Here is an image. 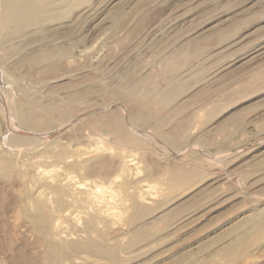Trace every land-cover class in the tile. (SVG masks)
Returning <instances> with one entry per match:
<instances>
[{
    "label": "rangeland",
    "instance_id": "374dc122",
    "mask_svg": "<svg viewBox=\"0 0 264 264\" xmlns=\"http://www.w3.org/2000/svg\"><path fill=\"white\" fill-rule=\"evenodd\" d=\"M3 1L0 264H264V0H43L10 30ZM66 173L118 192L121 219L58 212Z\"/></svg>",
    "mask_w": 264,
    "mask_h": 264
},
{
    "label": "bare ground",
    "instance_id": "6f19581e",
    "mask_svg": "<svg viewBox=\"0 0 264 264\" xmlns=\"http://www.w3.org/2000/svg\"><path fill=\"white\" fill-rule=\"evenodd\" d=\"M59 2V1H58ZM46 3L43 1V0H4L3 1V6H4V16H5V20H6V23H5V21H4V23L6 24V28L8 27V29H9V27H13L14 25H16L18 22H22V21H26V22H32L33 20L35 21V20H38V19H40L41 17L43 18V15L44 14H46V12H49L50 11V9H49V11H47V5H45ZM48 4V3H47ZM51 3H49L48 5H50ZM58 6V5H57ZM58 7H60V6H58ZM55 10H57V9H55ZM3 12V11H2ZM50 16H51V14H50ZM46 21V20H45ZM23 23L24 22H22V25H23ZM46 23V22H45ZM18 25V24H17ZM36 25V24H35ZM20 26V25H19ZM4 27V28H5ZM30 28V27H29ZM10 30V29H9ZM1 32V31H0ZM14 32V31H13ZM21 32V31H20ZM25 34V33H24ZM3 35V34H2ZM23 36V35H22ZM3 38V37H2ZM16 38H17V36H16ZM12 40V39H11ZM5 45V44H4ZM15 47V46H14ZM180 53V52H179ZM186 54V53H185ZM178 55V54H177ZM179 57V56H178ZM179 58H181V57H179ZM130 93H132V91L130 92ZM106 96V95H105ZM108 97V96H107ZM111 97H113V96H111ZM127 98V97H126ZM73 100V99H72ZM108 100H110V99H108ZM127 101V100H126ZM138 101V100H137ZM40 102V101H39ZM101 103V102H100ZM107 103H109V102H107ZM118 103V102H117ZM116 103V104H117ZM146 103V102H145ZM110 104V103H109ZM152 105V104H151ZM31 106V105H30ZM29 106V107H30ZM36 106V105H35ZM150 106V105H149ZM32 107V106H31ZM35 108V107H34ZM38 108V107H37ZM99 108V107H98ZM149 108V107H148ZM32 109V108H31ZM101 109V108H100ZM136 109V108H135ZM31 112V111H30ZM34 112V111H33ZM133 113V112H132ZM33 114V113H32ZM40 114V113H39ZM95 114V113H94ZM116 116H117V114H116ZM121 116V115H120ZM33 117H36V116H32V118ZM94 117V116H93ZM39 118V117H38ZM117 118V117H116ZM115 118V119H116ZM135 118L138 120V121H141V122H143L144 123V119H143V121H142V119L138 116V114H136L135 115ZM76 119V118H75ZM96 119V118H95ZM119 119V118H118ZM148 119V118H147ZM151 119H153L152 117H151ZM29 120H30V117H29ZM34 121H35V119H33ZM37 121H39L38 119H36ZM77 120H78V118H77ZM106 120V119H105ZM149 121H150V118L148 119ZM111 121H113V120H111ZM145 121H147V120H145ZM108 122V121H107ZM106 122V123H107ZM31 123H33V121H32V119H31ZM35 123V122H34ZM90 123V122H89ZM110 124H111V122H109ZM121 123V122H120ZM36 124V123H35ZM82 124V123H81ZM118 124V123H117ZM147 124V123H146ZM98 125V124H97ZM108 125V124H107ZM123 125V124H122ZM111 126V125H110ZM114 126V125H113ZM124 126V125H123ZM122 126V127H123ZM147 126H149V125H147ZM115 127V126H114ZM125 127V126H124ZM92 128V127H91ZM117 128V127H116ZM116 128H114L113 130H115V132L116 131H118V133H120L121 134V136L122 137H125L124 136V132H123V129L119 126L118 128L119 129H116ZM122 130H121V129ZM127 129V128H126ZM135 129V128H134ZM137 129V128H136ZM97 130V129H96ZM95 130V131H96ZM111 130V129H110ZM32 131V130H31ZM101 132V131H100ZM111 132H113V131H111ZM79 133V132H78ZM114 133V132H113ZM38 134V133H37ZM85 134V133H84ZM88 134V133H87ZM98 134V133H97ZM96 134V135H97ZM101 134V133H100ZM79 135V134H78ZM120 136V137H121ZM30 137V136H29ZM28 137V138H29ZM85 137V136H84ZM121 137V138H122ZM96 138H97V136H96ZM104 138V137H103ZM126 138V137H125ZM129 138V137H128ZM90 139H91V137H90ZM107 139V138H106ZM114 139V138H113ZM75 140V139H74ZM92 140V139H91ZM19 141V140H18ZM49 141V140H48ZM70 141V140H69ZM72 141V140H71ZM99 141V140H98ZM125 141V140H124ZM2 142V141H1ZM73 142V141H72ZM89 142V141H88ZM3 143V142H2ZM71 143V142H70ZM82 143V142H81ZM90 143V142H89ZM102 144V143H101ZM127 144V143H126ZM105 145V144H104ZM61 146V145H60ZM70 146H72V145H70ZM81 146H84V145H81ZM99 146V145H98ZM74 147V146H73ZM86 147V146H85ZM63 148V147H62ZM87 148V147H86ZM91 148V147H90ZM102 148V147H101ZM111 148H113V147H111ZM9 149V148H8ZM96 149V148H95ZM100 149V148H99ZM74 150V149H73ZM101 150V149H100ZM105 150V149H104ZM117 150V149H116ZM92 150H90L89 152H86L85 153V155H89V154H91V153H93V152H91ZM98 151V150H97ZM96 151V152H97ZM114 151V150H113ZM4 152V151H3ZM14 152V151H13ZM18 152V151H17ZM60 152V151H59ZM99 152V151H98ZM101 152V151H100ZM107 151H105V153H106ZM122 152H124V151H122ZM73 153V152H72ZM74 153H76L75 151H74ZM71 154V153H70ZM95 154V153H94ZM108 155V154H107ZM34 156H35V154H34ZM61 156V155H60ZM59 156V157H60ZM63 156V155H62ZM58 157V156H57ZM71 157V156H70ZM73 157V156H72ZM71 157V158H72ZM75 157V156H74ZM78 157V156H77ZM42 158V157H41ZM66 158V157H65ZM69 157H67V159H68ZM103 158V157H102ZM107 158V157H106ZM33 159H35V158H33ZM79 159V158H78ZM70 161H71V159H69ZM72 160H73V158H72ZM84 160V159H83ZM91 160V159H90ZM109 160V159H108ZM28 161V160H27ZM127 161V160H126ZM142 161V160H141ZM1 162V161H0ZM73 162V161H72ZM71 162V163H72ZM80 162V161H79ZM65 163V162H64ZM67 163V162H66ZM81 163V162H80ZM95 163H97V162H95ZM123 163V162H122ZM14 164V163H13ZM17 163H15V165H16ZM29 164V163H28ZM39 164V163H38ZM48 164V163H47ZM46 164V165H47ZM75 164V163H74ZM125 164V163H124ZM59 165V164H58ZM116 165V164H115ZM108 165H106V167H107ZM52 167V166H51ZM91 167V166H90ZM90 167H88V168H90ZM29 168V167H28ZM32 168V167H31ZM53 168V167H52ZM64 168V167H63ZM62 168V169H63ZM74 168V167H73ZM123 168V167H122ZM126 168V167H125ZM10 170V169H9ZM18 170V169H17ZM37 170V169H36ZM45 170H48V169H45ZM60 170V169H59ZM64 170V169H63ZM13 171V170H12ZM68 171V170H67ZM101 171V170H100ZM123 171V170H122ZM169 171V170H168ZM23 172V171H22ZM97 172V171H96ZM171 172V171H170ZM182 172V171H181ZM35 173V172H34ZM43 173H45L44 171H43ZM21 174V173H20ZM47 174H49V171H48V173ZM67 174V173H66ZM91 174V173H90ZM119 174H120V171H119ZM173 174V173H172ZM31 175V174H30ZM45 175V177L44 176H42L44 179H46V180H49V177H48V179L46 178V174H44ZM50 175V174H49ZM91 175H93V174H91ZM28 176V175H27ZM26 176V177H27ZM39 176V175H38ZM94 176V175H93ZM118 176V175H117ZM152 176V175H151ZM53 177V176H52ZM61 176H59V178H60ZM96 177V176H95ZM114 177H115V175H114ZM113 177V178H114ZM166 177V176H165ZM34 178V177H33ZM54 178V177H53ZM52 178V179H53ZM110 178V177H109ZM133 178V177H132ZM135 178V177H134ZM28 179V178H27ZM32 179V178H31ZM41 179V178H40ZM51 179V180H52ZM54 179H56V178H54ZM36 180H38V179H36ZM50 180V181H51ZM91 180V179H90ZM96 180V179H95ZM133 180V179H132ZM139 180V179H138ZM178 180H179V178H178ZM5 181V180H4ZM33 181V180H32ZM52 181H54V180H52ZM51 181V182H52ZM92 181V180H91ZM113 181V180H112ZM175 181V180H174ZM29 182H31V180L29 181ZM57 182V183H56ZM56 182L55 183H47L50 187H52L53 188V194H55L56 195V197L58 198L57 200H58V205H59V207L58 208H61L60 207V205H62V202H64L65 200H64V198H68V199H66V200H70V199H72L73 200V202H71V203H77V202H80V203H82V205L83 206H85L84 204L85 203H87V204H90V203H93L95 200L97 201V199H99V198H101V199H99V200H101L102 202H104V204L107 206V207H110V213L107 215V216H109V218H110V216H112V217H114V218H117V216H119V219H121L120 218V214H121V211L119 210V203L121 202V200H123V198H119L120 196H119V194H118V192H116L115 190V192L112 190L113 188L112 187H107V188H105V186L104 187H102V186H99L97 183L95 184V182L94 183H79V182H77L76 181V179L74 178V176H72V175H70L69 173L67 174V175H65L61 180H59V181H57L56 180ZM114 182V181H113ZM113 182H111L112 184H114ZM132 182V181H131ZM130 182V183H131ZM136 182V181H135ZM158 182V181H157ZM106 183V182H105ZM109 183V182H108ZM154 183H156V182H154ZM184 183V182H183ZM38 184V183H37ZM110 184V183H109ZM117 184V183H116ZM133 184V183H132ZM153 184V183H152ZM179 183H175L174 185V187H176L177 185H178ZM182 184V183H181ZM7 185H10V184H7ZM25 185V184H24ZM30 185V184H29ZM166 185V184H165ZM165 185L163 186V185H161V186H163V187H165ZM173 185V184H172ZM23 186V185H22ZM40 186V185H39ZM110 186H113V185H110ZM118 186H119V188H120V186L121 185H119L118 184ZM122 186H123V183H122ZM141 186V185H140ZM157 186H158V184H157ZM171 186V185H170ZM153 187V186H152ZM169 187V186H168ZM24 188V187H23ZM22 188V189H23ZM41 188H44V187H41ZM123 188V187H122ZM142 190H140V192L141 191H144V192H147L148 191V189H150L151 187L150 186H147V185H143L142 187ZM158 188V187H157ZM136 189V188H135ZM153 189V188H152ZM174 189V188H173ZM184 189V188H183ZM13 190V189H12ZM25 190V189H24ZM119 191H122L121 189H118ZM164 190V189H163ZM166 190V189H165ZM181 190V189H180ZM21 191V190H20ZM33 191V190H32ZM138 191H139V189H138ZM150 191V190H149ZM183 191H185V190H183ZM3 192V191H2ZM23 192V191H22ZM27 192V191H26ZM39 192V196L42 198V199H44V201L47 199V197L50 195L49 193L50 192H48V191H46V190H39L38 191ZM13 193V192H12ZM30 193V192H29ZM37 193V192H36ZM151 193V192H150ZM182 193V192H181ZM121 194V193H120ZM123 194V193H122ZM131 194H133V193H131ZM143 192L141 193V195H140V193H138V195H136L137 197L139 196L140 197V199L141 200H143L144 198H146V197H144L143 198ZM147 194V193H146ZM39 196H37L38 198H39ZM134 196V195H133ZM145 196V195H144ZM12 197V196H11ZM27 197V196H26ZM29 197V196H28ZM31 197V196H30ZM29 197V198H30ZM33 197V196H32ZM55 197V196H54ZM153 197V196H152ZM15 198H16V196H15ZM50 197H48V199H49ZM52 198V197H51ZM70 198V199H69ZM164 198V197H163ZM5 199V198H4ZM13 199V198H12ZM2 200V199H1ZM29 200V202H33V200H32V198H31V201H30V199H28ZM50 200V199H49ZM56 200V199H55ZM64 200V201H63ZM13 201H15V200H13ZM12 201V202H13ZM50 201H52V200H50ZM101 201H99V202H101ZM20 202H23V201H20ZM39 202H40V200H39ZM42 202V201H41ZM40 202V203H41ZM45 202H47V201H45ZM67 202V201H66ZM101 202V203H102ZM125 202V201H124ZM152 202V201H151ZM15 203V202H14ZM34 203V202H33ZM37 203V202H36ZM48 203V202H47ZM53 203H54V201H53ZM56 203V202H55ZM69 203V202H68ZM84 203V204H83ZM31 203H29V205H30ZM67 204V203H66ZM70 204V203H69ZM69 204H68V206H69ZM79 204V203H78ZM100 204V203H99ZM21 205V204H20ZM19 205V206H20ZM28 205V204H27ZM28 205V206H29ZM56 205V204H55ZM72 205H74V204H72ZM76 205V204H75ZM81 205V204H80ZM17 206V205H16ZM46 206V205H45ZM65 206V205H64ZM67 206V207H68ZM87 206V205H86ZM89 206H91V204L89 205ZM100 206H101V204H100ZM106 206H105V208H106ZM31 207V206H30ZM33 207V206H32ZM73 207V206H72ZM104 207V206H103ZM121 207V206H120ZM12 208V207H11ZM17 208H18V206H17ZM16 208V209H17ZM23 208V207H22ZM25 208V207H24ZM55 208V207H54ZM57 208V209H58ZM66 208V207H65ZM70 208V207H69ZM82 208V207H81ZM89 208V207H88ZM87 208V209H88ZM94 208V207H93ZM27 210H28V207L26 208ZM30 209V208H29ZM43 209L44 208H42L41 209V211L43 212ZM62 209V208H61ZM63 209H64V207H63ZM60 210V211H58V212H60L61 214H67L68 213V210ZM67 209V208H66ZM90 209V208H89ZM88 209V210H89ZM18 210V209H17ZM27 210H24L23 211V213L24 212H26ZM4 211V210H3ZM30 211V210H29ZM28 211V212H29ZM40 211V212H41ZM91 211V210H90ZM130 211V210H129ZM9 212V211H8ZM41 212V213H42ZM54 212H56V211H54ZM98 212V211H97ZM101 212V211H100ZM16 213V212H15ZM44 213V212H43ZM103 213V212H102ZM264 213V212H263ZM13 214V213H12ZM56 214H57V212H56ZM60 214V215H61ZM69 214V213H68ZM72 214V213H71ZM75 214V213H74ZM104 214V213H103ZM106 214H107V212H106ZM123 214V213H122ZM18 215V214H17ZM25 215V214H24ZM43 215V214H42ZM44 215H46L47 216V214H45L44 213ZM101 215V214H100ZM105 215V214H104ZM21 216H23V215H21ZM50 216V215H49ZM48 216V217H49ZM53 216V215H52ZM57 216H59V215H57ZM62 216H65V215H62ZM67 216V215H66ZM98 216V215H97ZM121 217H122V215H121ZM11 218V217H10ZM39 218H40V216H39ZM51 218V217H50ZM49 218V219H50ZM87 218V217H86ZM88 218H90V217H88ZM98 218V217H97ZM100 218V217H99ZM12 219H13V217H12ZM48 218H46L45 220H44V222H45V224H43V225H45L41 230H43V231H45L44 233H46V235H47V232L48 233H50L49 231H48V226H47V221L49 220ZM52 219H55V218H52ZM59 219V218H58ZM101 219V218H100ZM104 219V218H103ZM118 219V218H117ZM6 220V219H5ZM18 220V219H17ZM21 220V219H20ZM29 220H30V217H29ZM35 220H36V218H35ZM39 219H37V221H38ZM61 220V219H60ZM60 220H57V218H56V221L58 222H61ZM8 221V220H7ZM24 221V220H23ZM40 221V220H39ZM50 221V220H49ZM52 221V220H51ZM86 221V220H85ZM54 221H52V223H53ZM56 223V224H53V228H51V232L53 233V231H54V233H55V235L54 236H56V235H60V234H65L66 232H68V231H65V227H66V225H65V227H63L62 226V224H60V223ZM69 222V221H68ZM95 222V221H94ZM253 222L255 223V225L256 226H258V227H261L262 228V226H264V214H262V215H259V216H256V217H254L253 218ZM12 223V222H11ZM23 223H25V222H23ZM49 224H50V222H48ZM63 223V222H62ZM91 223V222H90ZM111 223V222H110ZM42 224V223H41ZM121 224V223H120ZM124 224V223H123ZM99 225V224H98ZM5 226V225H4ZM26 226V225H25ZM50 226H52L51 224H50ZM114 226V225H113ZM121 226V225H120ZM30 227V226H29ZM169 227V226H168ZM15 228H17V227H15ZM33 228V227H32ZM65 228V229H64ZM106 228V227H105ZM122 228V227H121ZM118 229V228H117ZM29 230V229H28ZM66 230H68V228L66 229ZM71 230H73V229H71ZM111 230H113V229H111ZM35 231V230H34ZM70 231V230H69ZM96 231V230H95ZM30 232V231H29ZM40 232V231H39ZM71 232V231H70ZM33 233V232H32ZM53 233V234H54ZM95 233V232H94ZM39 234V233H38ZM41 234V233H40ZM51 234V233H50ZM33 235H35V234H33ZM43 235V234H42ZM75 235V234H74ZM37 236V235H36ZM70 236H73V235H70ZM75 237H78V236H75ZM66 238H67V236H66ZM53 239V238H52ZM56 239V238H55ZM51 240V239H50ZM74 240V239H73ZM1 241V240H0ZM2 242V241H1ZM46 243L48 242L47 240L45 241ZM75 242V241H74ZM74 242H69V244L71 243H73L72 244V246L74 245ZM240 242V241H239ZM44 243V242H43ZM43 243H41V244H43ZM61 244V243H60ZM64 244V243H63ZM1 245H3V244H1ZM51 244H50V242H48V244H47V246H50ZM53 245V247H54V243L52 244ZM228 246H234V248L233 249H235V251H236V253L235 254H239L238 252H240L239 251V247L238 246H235L234 245V243H230V244H227ZM236 245H237V243H236ZM81 246V245H80ZM1 247V246H0ZM51 247V246H50ZM75 247V246H74ZM221 247V246H220ZM63 248V247H62ZM68 248V247H67ZM73 248V247H72ZM78 248V247H77ZM93 248V247H92ZM106 248V247H105ZM117 248V247H116ZM225 248H226V246L224 247V248H221L218 252L219 253H222V255L224 256L225 255ZM69 249V248H68ZM56 250V249H55ZM107 250V249H106ZM52 251V250H51ZM57 251V250H56ZM66 251H68V250H66ZM57 253V252H56ZM79 254V253H78ZM52 256V255H51ZM58 256V255H57ZM59 257V256H58ZM227 257V254L225 255V258ZM75 260V259H74ZM73 260V261H74ZM50 261H52V259L50 260ZM55 261V260H54ZM77 261V260H76ZM58 262V261H57ZM54 264V263H53Z\"/></svg>",
    "mask_w": 264,
    "mask_h": 264
}]
</instances>
